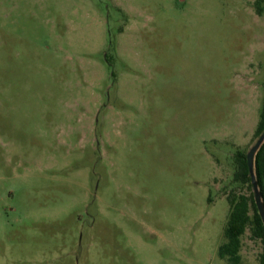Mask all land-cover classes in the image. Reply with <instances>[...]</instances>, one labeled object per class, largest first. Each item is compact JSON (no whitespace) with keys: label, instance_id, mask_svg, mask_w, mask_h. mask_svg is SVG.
<instances>
[{"label":"rangeland","instance_id":"obj_1","mask_svg":"<svg viewBox=\"0 0 264 264\" xmlns=\"http://www.w3.org/2000/svg\"><path fill=\"white\" fill-rule=\"evenodd\" d=\"M256 1L0 0V264H228ZM262 254L248 228L241 264Z\"/></svg>","mask_w":264,"mask_h":264},{"label":"trees","instance_id":"obj_2","mask_svg":"<svg viewBox=\"0 0 264 264\" xmlns=\"http://www.w3.org/2000/svg\"><path fill=\"white\" fill-rule=\"evenodd\" d=\"M256 12L259 15L264 13V0L256 1ZM260 123L257 130L260 136L264 131V99L260 114ZM235 173L233 183L237 185H248L253 188L249 170L247 166L246 154L238 151L234 157ZM255 172L259 188L264 201V144L256 155ZM229 204V213L225 227L226 242L220 245L218 255L228 264H241L242 236L249 228L254 238L263 243V254L260 258V264H264V225L258 214L254 194L250 196L232 193L227 198Z\"/></svg>","mask_w":264,"mask_h":264},{"label":"water","instance_id":"obj_3","mask_svg":"<svg viewBox=\"0 0 264 264\" xmlns=\"http://www.w3.org/2000/svg\"><path fill=\"white\" fill-rule=\"evenodd\" d=\"M264 144V131L263 133L259 136L258 140L256 141V143L254 144V146H252V148L247 152L246 154V160H247V166H248V170H249V175L251 178V182L253 185V193H254V201H255V205L258 211V214L261 218V221L264 225V201L262 198V194L259 188V184L256 178V172H255V159H256V155L259 152V150L261 149V147Z\"/></svg>","mask_w":264,"mask_h":264}]
</instances>
